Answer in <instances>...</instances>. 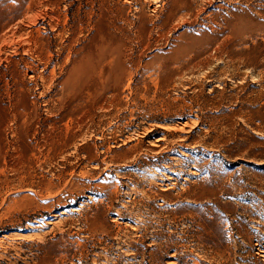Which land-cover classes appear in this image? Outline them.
I'll use <instances>...</instances> for the list:
<instances>
[{
    "label": "rangeland",
    "instance_id": "374dc122",
    "mask_svg": "<svg viewBox=\"0 0 264 264\" xmlns=\"http://www.w3.org/2000/svg\"><path fill=\"white\" fill-rule=\"evenodd\" d=\"M0 264H264V0H0Z\"/></svg>",
    "mask_w": 264,
    "mask_h": 264
}]
</instances>
